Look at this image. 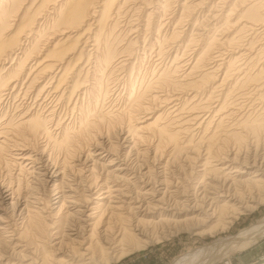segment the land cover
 I'll use <instances>...</instances> for the list:
<instances>
[{"label": "bare ground", "instance_id": "bare-ground-1", "mask_svg": "<svg viewBox=\"0 0 264 264\" xmlns=\"http://www.w3.org/2000/svg\"><path fill=\"white\" fill-rule=\"evenodd\" d=\"M36 1L38 5H35L33 10L35 15L32 18L25 17L26 7L24 14L18 18L20 20L17 25L18 31L6 35V31L16 21L15 18L20 15L17 13L19 10L21 12L25 0H0V102L5 99V95L9 94L4 90L11 91L21 79L27 65L26 61L34 53V45L44 34L47 26L43 28L37 25L35 30L30 28L40 18L39 13L51 7L49 18L46 19L51 28L49 36L50 34L60 35L58 44L64 38L67 41L71 37L70 33L76 31L77 39L83 40L82 48L78 49L75 52L77 55L74 56L77 62L82 60L80 58L86 57L87 69L77 67L76 77L73 78L72 85L69 84L71 87L67 91L70 92L68 102L73 107L76 106L80 114L77 132L85 130L87 134L89 133V142L93 145L92 142L109 134V128L121 121L125 113H129L128 123L130 120L133 123L127 126L126 130L119 127V138L124 144L132 145L133 149L136 144L135 139L138 142L141 140L140 142H144V145L147 139H155L154 149H152L154 152L150 151L153 157H150L154 158V161H159L163 160L162 157L165 155V161L163 160L164 163L158 169L144 162L147 166L145 165L140 175L137 173L138 176L132 168L128 167L129 164H126L127 158L122 159V164L116 161L117 156L112 155L115 154L113 151L118 144L111 148L109 144L110 149L103 153L102 159L98 157L99 163L104 162L99 165L101 168L96 167L98 162L96 161L95 164L94 160L89 168L86 166L77 169V173H82L83 169L87 171L85 175L83 174L85 184L81 185L76 178L77 174L72 171H69L71 174H67L65 165L69 159L76 156L77 152L80 153L78 158L84 156L86 161L93 160L94 152L99 148L82 150L84 147L78 146V140L75 139L79 135L75 132L77 129H73L75 132L73 133L72 130L68 131L66 125L65 128L58 129L60 132L54 137L48 125L51 120L46 121V117L40 116L42 113L38 115L41 108L37 113L29 111L30 109L24 111L25 115L18 121L12 118L7 122L4 121L0 127V160L7 152L10 155L14 151L16 152L13 153L12 158L15 162L14 166L16 164L23 168L22 164L26 166L27 163L24 162L29 160V163H34L39 160V157L31 155L32 151L25 150L30 144L36 145L40 138H47L48 142H53L55 146L63 149L65 156L61 158V164H57L59 167L48 164L43 167L46 174L42 175H45L46 182L51 183L49 186L51 189H48L54 192L53 195L50 194L51 196L45 194L44 197L41 195L39 197L31 191V193L28 192L29 189L28 193L22 192L19 185L15 188L9 184L6 186L0 184V201H8L14 214L12 216H18V222L15 221L16 219L9 222L6 217L4 220L0 216V264H14L11 260L13 258L26 260L28 264H97L103 257L111 260L122 250L126 241L135 242L136 245H146L150 241L148 240L151 238L150 233L155 232L154 229L156 230L158 226L178 228L190 225L188 227L191 228L193 223L197 225L215 221L217 226L219 225L218 230L224 229L226 224L231 223L238 215V212L243 213L253 209L254 200L257 199L255 205L264 200V8L262 9V0H184L182 3H180L181 0H32L29 7L31 8ZM228 5L231 6L226 10ZM99 7L100 9H97ZM237 11L240 17L232 22L231 16ZM203 12L204 15H201ZM121 17H124L128 24L123 31L118 29ZM132 17L135 19L132 20ZM191 20H194V23ZM184 21L188 25L192 23V26L200 24V22L196 23L197 21H202V24L206 22L208 29L205 32L202 31L203 33L190 29L188 34L182 27ZM93 24L94 27L91 28L90 25ZM81 26L85 28H80ZM201 28L205 29L204 26ZM237 29L239 30L236 31ZM26 31L34 34V38H30V44L24 47L21 38ZM120 34H122L120 39L123 42L122 47H118L117 41L112 39L114 35ZM139 41L143 42V48L141 55L135 56L138 60L146 58L147 48H149L157 60L163 61V54L165 56L167 54L165 58L169 63L163 67V70L157 69L156 79L149 82L143 92L135 93L133 89L127 92L125 80L130 70L128 63L134 55L135 44ZM194 45L195 47L191 48ZM16 49L21 56L15 54L10 66L5 68V60ZM187 50L191 51L189 55ZM136 52H138L137 49ZM50 56L53 55L50 54L48 57ZM65 56L68 58V55ZM62 57L64 58L61 56L56 61L62 63ZM15 58L18 61L13 65ZM47 59L43 58L42 61L47 62ZM52 62L51 67L54 63ZM35 66L38 65L35 64ZM49 66L50 63L48 65L46 63V66L43 64V67ZM67 67H63L62 71H65L64 68ZM73 67L71 70L75 69ZM33 68L28 67L27 76L34 70ZM135 69L136 67L132 66L130 74L135 72ZM164 69L170 71L164 72ZM44 71L38 73L42 74ZM117 71L124 73L123 75L126 76L124 81L120 80L119 74L116 77ZM110 74L113 76L109 82L107 77ZM65 75L68 77L67 74ZM36 78L33 79L37 80ZM69 78L73 80L72 77L69 76ZM33 79V82L30 80L32 83H34ZM112 81L115 82L113 86ZM120 82L125 89L123 95ZM43 88L46 87L43 86ZM43 88L40 90H44ZM56 93L60 99L63 91ZM104 96L109 100L110 106L114 99L118 98L120 100L118 109H121V112L112 113L113 115L109 112L97 113L95 109L100 98ZM87 97L92 109H88L89 104L84 106L82 103ZM151 119V122H147ZM104 124L110 125L109 128L106 125L108 131H103ZM114 137L115 135L112 138ZM81 139L83 142L86 140V138ZM99 144L101 146V143ZM139 144L142 145V143ZM167 145L172 147L170 156L168 155L170 159L166 156L169 151H164ZM148 153V149L141 153L145 157L144 161L148 160ZM136 155L139 156V154ZM179 159L182 160L178 161ZM140 161H142L141 157ZM162 162L160 161L159 164ZM174 162L177 166H174ZM113 165L115 167L111 168ZM31 166L30 168L35 169ZM159 170L163 171V174L166 171L164 176L160 175L162 172ZM130 182L134 185V192L130 191ZM38 184L41 183L38 182ZM26 221H30V224L36 227V233L44 235L43 238H40L42 235H39L37 239L28 236ZM263 235L264 219L225 240V247L222 246L225 250L214 255L213 260L210 258L204 264H211L215 258L219 259L222 255L228 256L232 251L245 248ZM7 253L10 254L7 255Z\"/></svg>", "mask_w": 264, "mask_h": 264}, {"label": "rangeland", "instance_id": "rangeland-1", "mask_svg": "<svg viewBox=\"0 0 264 264\" xmlns=\"http://www.w3.org/2000/svg\"><path fill=\"white\" fill-rule=\"evenodd\" d=\"M29 1V2H28ZM31 1V2H30ZM39 1V0H38ZM103 1V0H102ZM184 0H181L180 3H182ZM32 3V0H25V2L22 4V8H21V12L19 10V12L17 13L20 14L18 15L13 23V25L9 28V30L6 31V35H8L9 33L10 34H14L16 32V30L18 31L17 29V25L20 23V20H18V18L20 16H22L21 14H24V11H25V8L27 9V13L24 14L25 17L27 18H32L35 13H34V6L35 5H38V2H34V4L31 6V8L29 7V5ZM230 3H232L230 1ZM228 3V4H230ZM262 9L264 8V0H262ZM174 6H176V4H174ZM231 5H228L227 6V9L228 10V7H230ZM97 9H100L97 8ZM175 9V7L173 8ZM177 9V7H176ZM51 11V7L49 8H45L42 10V13L39 15L40 18L37 19V21L35 22V24L33 25V27H31L30 29L31 30H35L37 28V25H41L44 27H46V29H44V34L39 38V40L36 42V44L34 45V53L29 56V60L26 61V68H25V71H24V74L22 75L21 79L19 80V82L17 83L16 87L10 91V90H4V92L8 93L7 95H5V99L4 100H1L0 102V127L3 125V122H7L9 119H14V121H18L21 116L25 115L24 111H33L35 113L39 112V109L41 112L38 113V115H40V113H42L40 116L41 117H46V121L48 120H51V122L48 123V125H50V128L51 130L53 131L52 134L53 136L55 134H58L60 132V130L58 129H61V128H65L68 127V131L72 130L73 133L77 132L78 131V127H79V117H80V114H79V110L77 109V107H73L72 104H70L68 102V95L70 94V92L68 93L67 91L70 90V87L69 84L72 85L71 82L74 81L75 79V70L77 69V67H83V69H87L86 66H85V63H86V57L83 58H80L82 60L80 61H75L76 60V56L74 55H77V53H75L78 49H81L82 48V41L81 38L77 39V35L76 34V31L75 32H72V34L70 33V36L69 39H67V41H65V38L62 39L61 41L58 42L57 44V41L59 39H61V36L60 35H53V34H50L49 36V33H51V28H49V24H48V20L46 22V19H48L49 17V13ZM48 13V14H47ZM45 14V15H44ZM207 14V13H205ZM44 15V16H43ZM51 15V14H50ZM201 15H204V12L201 14ZM47 16V17H46ZM46 17V18H45ZM240 17V13L237 11V13L233 16H231V21H235L236 19H238ZM45 18V19H44ZM98 18V17H97ZM123 19V20H122ZM127 19V18H126ZM132 20H134L135 18L132 17L131 18ZM202 19V18H200ZM43 20V21H42ZM194 20H191L192 23ZM91 22V21H89ZM88 22V23H89ZM123 22V23H122ZM198 25H200V27L198 25H195V26H192L193 24L191 23V25H188L187 22H182V27L185 28L186 32L189 34L190 33V29H193L195 30L196 32H205L206 29H208V26L205 25L206 22H204L202 24V21H197L196 23H199ZM17 23V24H16ZM46 23V25H44ZM125 23V24H124ZM133 23V21H132ZM135 23V22H134ZM184 23V24H183ZM48 24V25H47ZM187 24V25H186ZM120 25H122L120 27ZM126 25L127 24V21L124 19V17H121V21L119 23V26H118V29L119 31H123V29H126ZM205 27V29L201 28L203 26ZM197 26V27H196ZM91 28L94 27V24L93 25H90ZM207 27V28H206ZM80 28H85V26H81ZM155 28V27H154ZM199 28V29H197ZM50 29V30H49ZM121 29V30H120ZM239 29H237L236 31H238ZM9 31V32H8ZM155 32V30L153 31V33ZM202 32V33H203ZM79 33H81V31H79ZM116 33V32H115ZM29 34V36H27ZM50 37H48L47 36ZM150 35H152V33H150ZM25 36V37H24ZM27 36V37H26ZM51 36H55L54 38L51 37ZM117 36V37H115ZM134 36V35H133ZM132 36V37H133ZM154 36V35H152ZM75 37V38H74ZM26 38V39H25ZM34 38V34H32L31 32H28L26 31L24 34H23V37L21 39H23V44H24V47L28 46L30 44V41L31 39ZM48 38V39H47ZM71 38V39H70ZM122 38V34H120L119 36L118 35H114V38H112L114 41H117V46L118 47H122V41H120V39ZM27 40V41H26ZM48 40V41H47ZM64 40V41H63ZM77 40H80V41H77ZM29 41V42H28ZM72 41V42H71ZM151 41H153V39L151 38ZM56 42V43H55ZM64 42V43H63ZM67 42V43H66ZM29 43V44H28ZM54 43L56 44V46L54 45ZM79 43V45H78ZM27 44V45H26ZM122 44V45H121ZM136 45V49L138 52H136V49H135V52H134V55H132V59L129 60V63H128V67L130 70H128V76H127V79L125 80V86L127 88V92H129L130 90H134L135 93H140V92H143L144 88L146 87V85L150 82H153L156 78V75L158 73V70L159 69H162L163 70V67H165L166 65H168L169 61L167 58V54L166 56L163 54V61L161 60H157L155 54L153 53V51L149 48H147V51H148V54L146 55V58L145 59H142V60H138L136 57L140 56L141 55V51H142V48H143V42H138ZM134 45V46H135ZM139 45V47L137 46ZM142 45V46H141ZM53 46V47H52ZM55 46V47H54ZM133 46V48H134ZM195 47L192 46L191 48ZM88 48V47H87ZM57 49V50H56ZM39 52H37V51ZM65 52L63 55L59 54L60 52ZM56 51H58V53H56ZM19 50H14V53H10L9 57L5 60L4 62V67L7 68L8 66H10L11 64V59L13 57H15V54H18V56H21V54L18 53ZM37 52V53H35ZM50 53L51 55L57 57L56 59L59 60V58H61V56H64L63 58V62L60 63L59 61H56V59H54L55 57L53 56H50L48 57L50 54H47V53ZM53 52V53H52ZM189 52V53H188ZM191 51L187 50V54L189 55ZM70 53V54H68ZM72 53V54H71ZM174 53V52H173ZM12 54V55H11ZM59 54V55H57ZM137 54V55H136ZM154 56H153V55ZM35 55V56H34ZM47 55V57H46ZM61 55V56H60ZM65 55H68V58L67 56ZM71 56V57H70ZM136 56V57H135ZM151 56V57H150ZM154 58H153V57ZM34 57V58H33ZM70 57V58H69ZM31 58V59H30ZM47 59V62L45 60L42 61V59ZM51 58V59H49ZM66 58V59H65ZM34 59V60H33ZM53 59V60H52ZM71 61H70V60ZM153 59V60H152ZM15 60V61H14ZM42 62H41V61ZM55 63H53L52 61ZM65 60V61H64ZM69 60V61H67ZM151 60V61H150ZM13 65L16 64V62L18 61V59L16 60L13 59ZM41 63H39V62ZM51 61L54 65H52L51 67ZM157 61H159L157 63ZM38 62V63H37ZM69 62V63H68ZM76 64H75V63ZM166 62V63H165ZM46 63L47 65L50 63V68H52V70L49 68V67H43V64L46 66ZM60 63V64H59ZM64 63H68L67 65L64 64ZM74 63V64H73ZM78 63V64H77ZM150 63V64H149ZM157 63V64H156ZM164 65H162V64ZM35 64H37L38 66L36 67ZM62 64V65H61ZM80 64V65H79ZM155 64V65H154ZM58 65V66H57ZM74 67H73V66ZM78 65V66H77ZM154 65V66H153ZM159 65V67H158ZM32 66V68L34 69L32 72L30 71V75L27 76V72H28V67ZM68 66V67H67ZM134 66L136 67L135 69V72H131V67ZM36 67V68H35ZM39 67V68H38ZM56 67H59V68H56ZM63 67H67L66 69L64 68L65 71H62ZM75 68V69H72L71 68ZM46 68H48V70H46ZM61 68V69H60ZM38 69V71H37ZM42 69V70H40ZM45 69V71L43 70ZM50 69V71H49ZM57 69H59L57 71ZM158 69V70H157ZM6 70V69H5ZM44 71V73L42 72L41 73H38L40 71ZM54 70V71H53ZM169 69H164V72H168ZM37 71V72H35ZM57 71V72H55ZM62 71L61 74H59L60 72ZM67 71H69L67 73ZM170 71V70H169ZM46 72V73H45ZM55 72V73H54ZM64 72V74H63ZM35 73V74H32ZM38 73V74H36ZM50 73V74H49ZM121 73V74H120ZM45 74V75H44ZM55 74V75H54ZM68 77H66V75ZM74 74V75H73ZM118 74L120 75V80L122 79L124 81V79L126 78V76H124L123 72H118L116 73V77L118 76ZM168 74V73H167ZM37 75V76H36ZM39 75V76H38ZM41 75V76H40ZM62 75V77H61ZM73 75V76H72ZM134 75V76H133ZM35 76V77H33ZM50 78H49V77ZM54 76V77H53ZM58 76V77H57ZM60 76V78H59ZM72 77L73 80H71ZM112 76L113 74H110V76L108 75V81L110 82V80L112 79ZM31 77V78H30ZM36 78L37 80L33 79V78ZM54 79H52V78ZM111 77V78H110ZM44 78V79H43ZM65 78V79H64ZM130 78V79H129ZM32 79L34 80V83H32ZM56 79V81H55ZM65 81H64V80ZM69 79V80H67ZM32 82H31V81ZM51 80V81H50ZM121 80V81H122ZM37 81V82H36ZM50 83H49V82ZM62 81V82H61ZM92 81V80H91ZM59 84L58 88H57V84ZM70 82V83H69ZM130 82V83H129ZM29 83V84H28ZM32 83V85H31ZM46 83V84H45ZM55 83V84H54ZM113 83H115L114 81L111 82V85L113 86ZM122 82H120L119 84H121ZM50 84V85H48ZM53 84V85H52ZM28 85H31V86H28ZM55 85V86H54ZM63 85V86H62ZM43 86H45L46 88H43ZM65 86V87H64ZM67 86V87H66ZM111 86V88H112ZM122 86V87H121ZM56 87V88H55ZM64 89H63V88ZM6 88V87H5ZM28 88V89H27ZM44 89V90H40V89ZM48 88V89H47ZM51 88V89H49ZM61 88V89H60ZM27 89V90H26ZM31 89V90H30ZM33 89V90H32ZM56 89V90H54ZM67 89V90H66ZM120 89H121V94L123 95L125 93V89H124V86H123V83L120 85ZM123 89V90H122ZM47 90V91H46ZM49 90V91H48ZM52 90V91H51ZM63 93H62V91ZM66 90V91H65ZM51 91V92H50ZM3 92V93H4ZM25 92V93H24ZM27 92V93H26ZM39 92V93H38ZM50 94V95H48ZM55 92V93H54ZM56 92H61L62 96L60 99H58L57 97V93ZM54 93V94H53ZM38 94V95H37ZM48 95L47 97H45L46 95ZM56 95V96H55ZM120 95V96H122ZM55 96V97H54ZM64 96V98H62ZM7 97V98H6ZM51 97V98H50ZM126 97V95H125ZM50 100H48V99ZM55 98V99H54ZM55 101H54V100ZM64 99V100H63ZM65 99H67L65 101ZM73 99V98H72ZM102 99V100H101ZM48 100V101H47ZM105 100V101H104ZM116 100V101H115ZM52 101V102H51ZM82 101V99L80 100ZM84 106H87V104H89V99L88 97L84 100ZM102 101V102H101ZM107 101V102H106ZM115 101V102H114ZM114 101L111 103V106H110V102L108 99H106V96H104L103 98H100L99 100V103L97 105V108L95 109V111L97 113H108L110 115H113L112 113H120L121 112V109H118L119 108V102L120 100L118 98L114 99ZM66 102V103H65ZM49 104V105H48ZM68 104V105H67ZM113 104V105H112ZM24 106V107H23ZM68 106V107H67ZM102 106V107H101ZM118 106V107H117ZM47 107V108H46ZM51 107V108H50ZM73 107V108H72ZM93 107H94V104H93ZM103 108V109H102ZM34 109V110H33ZM75 110V111H72V110ZM88 109H92L91 107V104H89V108ZM114 109V110H113ZM51 110V112H50ZM77 110V111H76ZM24 112V113H23ZM45 112V113H44ZM50 112V113H49ZM55 112V113H54ZM66 112V113H65ZM77 112V113H76ZM65 113V115H64ZM74 113V114H73ZM46 114V115H44ZM79 114V115H78ZM108 114V116H110ZM127 113H125L126 115ZM129 114V113H128ZM124 115L123 118L121 119V121L115 123L114 125H112L110 127V125H107L108 128H109V134L108 137L104 136V137H99L96 141L92 142L93 145L91 144V142H89L90 140V137H89V133L87 134H84L85 132L84 131H80V132H77L79 133V135H77L78 137H75V139L78 140V146L80 147H84L82 150L84 151H87V150H94V149H98L96 152H94L95 156L92 157L93 160L91 159H87V161L85 160L84 156L78 158V155L80 153H76L73 157V159H69L68 162L66 163L67 165H65L66 167V172L67 174H71V172L69 173V171H72L73 173L77 174L76 178L78 179V182H80L81 185L85 184V178L83 177L85 175V173L87 172L86 169H83V172L82 173H77L78 172V168H82V167H86V168H89L90 165H92L91 163L95 160V164H96V161L98 162L99 158H101L103 156V153L105 154L107 149L109 148V144L111 145L110 148L112 146H115V144L118 146H115V151H113V153H117L116 155L115 154H112L113 156H117L118 159H116V161L118 162H121L122 159H126V164H129L128 167L129 168H132V171H134L136 174L141 173V171L147 166L146 164L150 165V166H154L153 168L154 169H158L161 167V165L164 163L165 161V155L162 157V159L164 160H155L154 161V158L152 159L151 157H153V153L151 152H154L152 149H154V142H155V139H147V142L145 143L144 145V142H138L137 139H135L134 141L136 142V144L134 145V149L132 148V145L130 144H124V142L119 138V133L120 132V126L123 128V130H126L127 126L131 125L133 123L132 120H130V123H128L130 117L129 115ZM44 115V116H43ZM49 115V116H48ZM78 115V116H77ZM55 118H54V117ZM65 116V118H64ZM49 117V119H48ZM129 117V118H128ZM76 118V119H75ZM78 118V120H77ZM109 118V117H108ZM128 118V119H126ZM153 119V118H152ZM149 120L147 122H151L152 121ZM58 120V121H57ZM60 120V121H59ZM75 120V121H74ZM56 121V122H55ZM75 123H74V122ZM68 122V123H67ZM73 124H72V123ZM57 123V124H56ZM60 123V124H58ZM66 123V124H65ZM121 123V124H120ZM56 124V125H55ZM70 124V125H69ZM128 124V125H127ZM146 124V123H145ZM55 125V127L53 126ZM59 125V126H58ZM105 124L102 125V128H103V131H108V128ZM60 127V128H59ZM54 130H53V129ZM56 128V129H55ZM121 128V129H122ZM126 128V129H125ZM76 130L74 132V130ZM83 129V128H82ZM56 130V131H55ZM71 131V132H72ZM84 132V133H82ZM115 132V133H114ZM83 134V135H81ZM82 137H81V136ZM115 135V137H117L118 139H116L115 137L112 138L113 136ZM117 135V136H116ZM57 136V135H56ZM54 136V137H56ZM125 136V134H124ZM122 135V137H124ZM88 137V138H87ZM106 137V138H105ZM183 137V135H182ZM81 138H86V140L83 142ZM102 138V139H101ZM83 139V140H84ZM108 139V140H107ZM41 140V141H39ZM36 145L35 143L34 144H30L28 146V149L25 150V151H32L30 152L31 155H35V157H37L39 160H36L34 161V163H29V161H25L24 163H27L26 166L24 164H22V167H19V165H16L14 166V161H13V156L14 154L13 153H16V152H12L9 154V152L6 153V155L3 156V158L0 160V184H4V186L6 185H12L13 187L16 188L17 185H19L20 189L22 192H27L28 189L29 191L28 192H32V193H35L37 194V196L41 195L42 197L46 195H53L54 192H51L50 191V184L51 183H48L46 182V177L45 175H42V174H46V171L45 169H43V167H46L45 165H60L62 161L61 158H63V155L65 156V153H64V150L63 149H60V147L58 148V146H55V144L53 142H48L47 138H40ZM110 140V141H109ZM113 142H112V141ZM116 140V141H115ZM154 140V141H153ZM46 141V142H45ZM150 141V142H149ZM89 142V143H88ZM123 142V143H122ZM153 142V143H152ZM49 144V145H45V144ZM95 143H97L98 145H96ZM101 143V146L100 144ZM103 143V145H102ZM105 143V144H104ZM113 143V144H112ZM139 143H142L139 144ZM147 143L149 145H147ZM152 143V144H151ZM42 144V145H41ZM87 144V145H86ZM89 144V145H88ZM97 147H96V146ZM120 145V146H119ZM141 145V146H139ZM151 145V146H150ZM153 145V146H152ZM36 146V147H34ZM40 148H39V147ZM42 146V147H41ZM46 146V147H45ZM122 146V147H121ZM126 146V147H125ZM147 146L149 148H147ZM33 147V149H32ZM100 147H103L102 149ZM37 148V150H36ZM89 148V149H88ZM104 148L106 150H104ZM109 148V149H110ZM128 148H131V149H128ZM172 147H170L169 145H167L165 148H164V151H169V153L166 155L168 157V155L171 153L170 149ZM13 149V148H11ZM42 152H40L41 150ZM60 149V150H59ZM108 149V150H109ZM121 149V150H120ZM133 149V150H132ZM139 149V150H138ZM148 149L149 150V153L147 154L148 155V162L147 161H144L145 157L143 155H141V153L143 152V150H146ZM151 149V150H150ZM163 149V148H162ZM39 150V151H38ZM45 150V151H44ZM104 150V151H103ZM119 152H118V151ZM117 151V152H116ZM127 151V153H126ZM132 153H131V152ZM137 151V152H136ZM151 151V152H150ZM37 152V153H36ZM45 152V153H44ZM100 152V153H99ZM112 152V151H111ZM123 152V153H122ZM141 152V153H140ZM97 153V154H96ZM139 154V156H137L136 154ZM13 154V155H12ZM37 154V155H36ZM151 154V155H150ZM12 155V156H11ZM124 155V156H123ZM141 155V156H140ZM6 156V157H5ZM41 156V157H40ZM49 156V157H48ZM135 156V157H134ZM136 156H137V159L140 161V157L142 159V161H138L136 159ZM151 156V157H150ZM170 156V155H169ZM8 157V158H7ZM34 157V156H33ZM99 157V158H98ZM130 157V158H129ZM143 157V158H142ZM166 157V159H168ZM47 161H46V159ZM129 158V160H128ZM171 158L173 159V157L171 156ZM7 159V160H6ZM12 159V160H11ZM42 159H44L42 161ZM54 161H52V160ZM61 159V160H60ZM102 159V158H101ZM121 159V160H119ZM138 162H134L135 160ZM170 159V158H169ZM5 160V161H3ZM59 160V161H58ZM71 160V161H70ZM73 160V161H72ZM85 160V161H84ZM90 160V161H89ZM150 160V161H149ZM151 160H153V162H151ZM182 159H179L178 161H180ZM49 161V162H48ZM57 161V162H56ZM133 161V162H132ZM162 162L161 164H159V162ZM176 161V162H178ZM10 162H12L10 164ZM51 162V163H50ZM79 162V163H78ZM142 162V163H141ZM144 162L146 164H144ZM174 162V166H177V163ZM5 163V164H4ZM7 163V164H6ZM44 165H43V164ZM102 163H104L103 161L102 162H98L96 165V167H100L99 165H101ZM123 164V162H121ZM131 163V165H130ZM156 163V164H154ZM9 164V165H8ZM37 164V165H36ZM142 164V165H140ZM152 164V165H151ZM8 165V166H6ZM34 166L35 169H32L30 168V166ZM39 165V166H38ZM57 165V166H58ZM146 165V166H145ZM12 166V167H11ZM31 166V167H32ZM38 166V167H37ZM42 166V167H41ZM73 166V167H72ZM156 166V167H155ZM160 166V167H159ZM59 167V166H58ZM115 167L114 165L111 167L113 168ZM20 168V169H19ZM25 168V169H24ZM37 168V169H36ZM141 168V169H140ZM9 169V170H8ZM11 169V170H10ZM70 169V170H69ZM74 170V171H73ZM77 170V171H76ZM27 171V172H26ZM33 171H37L38 173H35ZM45 173H44V172ZM86 171V172H85ZM139 171V172H138ZM168 171V170H167ZM30 172V173H29ZM32 172V173H31ZM158 173V170L156 171ZM159 172H162L160 173V175H163V171H160ZM16 173V174H15ZM41 173V174H39ZM39 174V176H38ZM84 174V175H83ZM138 175V174H137ZM138 175V176H139ZM25 176V177H24ZM43 177V178H42ZM84 179H83V178ZM37 178H39L38 181ZM42 178V179H41ZM45 180V181H44ZM84 180V181H83ZM41 183V184H38V182ZM44 181V182H43ZM35 182V183H33ZM21 183V185H20ZM46 183V184H45ZM83 183V184H82ZM131 185L129 186L131 189L130 191L131 192H134V185L132 184V182H130ZM35 184V186H34ZM44 184V185H43ZM31 185V186H29ZM42 185V186H41ZM47 187H46V186ZM133 185V186H132ZM29 188H28V187ZM30 187H32L30 189ZM34 187V188H33ZM36 187H38L37 189H35ZM45 187V188H44ZM50 188V189H48ZM133 188V189H132ZM33 189V190H32ZM45 190V191H44ZM49 190V191H48ZM36 191H39V193ZM27 192V193H28ZM30 192V193H31ZM45 192V193H44ZM49 193V194H48ZM44 195V196H43ZM50 195V196H51ZM40 197V196H39ZM264 198V196H263ZM255 202H257V199L254 200V203L253 205L255 206L253 209H249L248 211H244L243 213H240L238 212L237 216H235V218L232 220L231 223L229 224H226V228L224 229H217L218 226L216 224L215 221H209V222H206V223H203V224H197L199 226H197L195 223H193V226L191 228H189L188 226H185V227H178V228H167L165 226H158L156 230L154 229L155 232H152L150 233V240L146 245H136L135 242H128L126 241L125 242V245L122 247V250H120L118 252V254L114 255L113 258L111 260H109L108 258L105 259L104 257L101 258L97 264H204L205 262H207L208 260H213V257L214 255L216 254H219V252L221 251H224L225 248L223 249V247H225V244H226V241L227 239H230L232 238L233 236H236L240 231L246 229V228H249L255 224H258V222H260L261 220L264 219V200L263 201H260L258 204L255 205ZM7 206V207H6ZM14 215L13 214V211H12V208L11 206L9 205L8 201L6 202H2L0 201V216L2 218H4L5 220V217L8 219V221L10 222H13L15 219V221H17V218L18 216H12ZM156 216V215H155ZM158 218V217H156ZM32 221V220H31ZM18 222V221H17ZM28 224V225H27ZM213 226H212V225ZM197 226V227H196ZM211 226V227H210ZM43 228V227H42ZM166 228V229H165ZM175 228V230H174ZM173 229V230H172ZM190 229V230H189ZM217 229V230H216ZM36 230V227L33 226V224H30V221H26V232H27V235L30 236V237H33L34 239H37L39 238L38 236L39 235H42V237L40 238H43V234H37L35 231ZM159 230H160V234H159ZM35 231V233H34ZM164 231V232H163ZM169 231V232H167ZM37 234V235H36ZM156 236V237H155ZM160 236V237H159ZM153 237V238H152ZM152 239V240H151ZM222 240V241H221ZM221 242V243H220ZM134 243V244H133ZM224 243V245H223ZM128 245V246H126ZM213 245V246H212ZM141 246V247H140ZM223 246V247H222ZM213 250V251H212ZM218 250V251H216ZM215 251V252H214ZM10 254V253H7V255ZM199 254V255H198ZM11 256H13V254H11ZM196 256V257H195ZM197 256L199 258H197ZM196 259V260H194ZM200 259V261H199ZM14 264L17 263V264H28V261H24V260H17L16 258L14 259H11ZM107 260V261H106ZM198 260V262H197ZM202 260V261H201ZM101 261V263H100ZM193 261V262H192ZM20 262V263H19ZM3 263H6V262H3ZM9 264H12V263H9ZM211 264H264V235L261 236L258 240H256L253 244L245 247V248H242V249H239V250H235V251H232L228 256H224L222 255L221 257H219V259H216L214 261L211 262Z\"/></svg>", "mask_w": 264, "mask_h": 264}]
</instances>
